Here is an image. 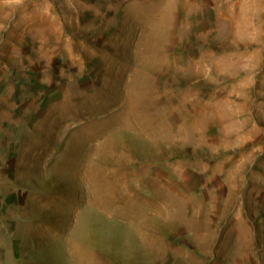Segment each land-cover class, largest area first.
I'll return each mask as SVG.
<instances>
[{
    "label": "rangeland",
    "instance_id": "obj_1",
    "mask_svg": "<svg viewBox=\"0 0 264 264\" xmlns=\"http://www.w3.org/2000/svg\"><path fill=\"white\" fill-rule=\"evenodd\" d=\"M0 264H264V0H0Z\"/></svg>",
    "mask_w": 264,
    "mask_h": 264
}]
</instances>
